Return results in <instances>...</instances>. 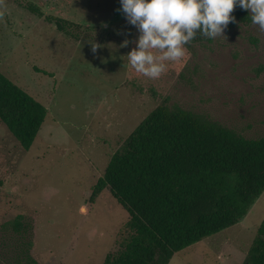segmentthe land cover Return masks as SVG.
<instances>
[{"label":"rangeland","instance_id":"obj_1","mask_svg":"<svg viewBox=\"0 0 264 264\" xmlns=\"http://www.w3.org/2000/svg\"><path fill=\"white\" fill-rule=\"evenodd\" d=\"M28 2L79 26L73 35L61 32ZM119 8V0H0V72L48 108L29 149L0 120V264H25L12 223L19 214L33 222L36 264H102L129 214L108 188L91 201L93 187L159 105L245 137L264 135V31L251 18H235L215 38L194 37L182 58L150 78L128 62L139 33ZM262 220L264 191L240 222L174 253L168 264H242Z\"/></svg>","mask_w":264,"mask_h":264},{"label":"trees","instance_id":"obj_2","mask_svg":"<svg viewBox=\"0 0 264 264\" xmlns=\"http://www.w3.org/2000/svg\"><path fill=\"white\" fill-rule=\"evenodd\" d=\"M26 7L61 32L73 35L79 26L32 2ZM230 15L250 20L240 6ZM47 114L46 105L0 72V120L24 149ZM106 188L129 218L102 264H168L174 253L240 222L263 193L264 135L245 137L192 111L159 105L112 154L91 201ZM12 223L22 240L20 259L36 264L32 220L19 214ZM242 264H264V220Z\"/></svg>","mask_w":264,"mask_h":264},{"label":"clouds","instance_id":"obj_3","mask_svg":"<svg viewBox=\"0 0 264 264\" xmlns=\"http://www.w3.org/2000/svg\"><path fill=\"white\" fill-rule=\"evenodd\" d=\"M127 22L139 35L136 46L127 53L136 72L157 78L166 68V61L185 55V45L199 32L208 38L223 35L234 5L248 10L251 22L264 31V0H119ZM129 43L123 40L121 46ZM98 45L92 43V51Z\"/></svg>","mask_w":264,"mask_h":264}]
</instances>
